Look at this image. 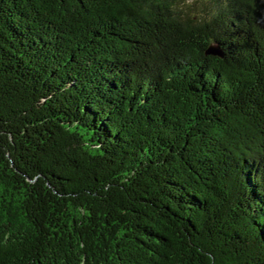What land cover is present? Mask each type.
I'll list each match as a JSON object with an SVG mask.
<instances>
[{
  "label": "trees",
  "instance_id": "trees-1",
  "mask_svg": "<svg viewBox=\"0 0 264 264\" xmlns=\"http://www.w3.org/2000/svg\"><path fill=\"white\" fill-rule=\"evenodd\" d=\"M0 264H264V0H0Z\"/></svg>",
  "mask_w": 264,
  "mask_h": 264
},
{
  "label": "water",
  "instance_id": "water-1",
  "mask_svg": "<svg viewBox=\"0 0 264 264\" xmlns=\"http://www.w3.org/2000/svg\"><path fill=\"white\" fill-rule=\"evenodd\" d=\"M207 52H212L214 54H221V51L216 47H210V49Z\"/></svg>",
  "mask_w": 264,
  "mask_h": 264
}]
</instances>
